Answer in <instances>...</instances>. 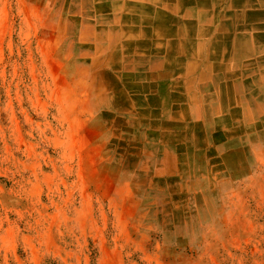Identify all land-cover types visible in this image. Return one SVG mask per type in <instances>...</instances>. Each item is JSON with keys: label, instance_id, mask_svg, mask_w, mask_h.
<instances>
[{"label": "rangeland", "instance_id": "obj_1", "mask_svg": "<svg viewBox=\"0 0 264 264\" xmlns=\"http://www.w3.org/2000/svg\"><path fill=\"white\" fill-rule=\"evenodd\" d=\"M115 1L0 0V264H264V125L211 150L190 119L160 165L96 100Z\"/></svg>", "mask_w": 264, "mask_h": 264}, {"label": "crops", "instance_id": "obj_2", "mask_svg": "<svg viewBox=\"0 0 264 264\" xmlns=\"http://www.w3.org/2000/svg\"><path fill=\"white\" fill-rule=\"evenodd\" d=\"M107 22L95 38L107 39L100 69L114 92L96 100L144 120L140 141L162 151L160 165L193 142L190 119L213 136L204 149L238 148L247 128L261 135L264 0H116Z\"/></svg>", "mask_w": 264, "mask_h": 264}, {"label": "bare ground", "instance_id": "obj_3", "mask_svg": "<svg viewBox=\"0 0 264 264\" xmlns=\"http://www.w3.org/2000/svg\"><path fill=\"white\" fill-rule=\"evenodd\" d=\"M160 4V3H159ZM162 5V4H161ZM160 7V6H159ZM170 10V9H169ZM157 11H159V10H157ZM160 46V45H159ZM155 47H157V46H155Z\"/></svg>", "mask_w": 264, "mask_h": 264}]
</instances>
